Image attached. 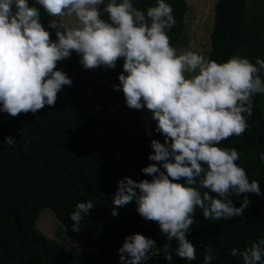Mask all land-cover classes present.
Segmentation results:
<instances>
[{
    "label": "clouds",
    "instance_id": "obj_1",
    "mask_svg": "<svg viewBox=\"0 0 264 264\" xmlns=\"http://www.w3.org/2000/svg\"><path fill=\"white\" fill-rule=\"evenodd\" d=\"M104 4L34 0L30 6L29 0H0V112L35 115L46 105L54 106L58 93L73 84L57 69L58 62L70 59L73 52L86 70L115 69L123 60L113 90H122L129 109L146 108L164 141L150 142V163L141 169L150 180L118 181L111 215L118 217V209L134 201L137 213L146 222L158 223L167 242L158 249L154 239L130 234L118 249L120 264H146L160 253L169 262L173 253L194 261L197 249L187 235L197 209L206 220L243 217L251 200L244 195L236 207L231 197L262 195L260 182H250L238 165L240 153L218 145L248 128L253 97L264 95V59L257 57L253 64L234 54L221 63L189 49L178 52L167 34L177 21L165 0H157L146 14L133 0H109L101 11L98 6ZM35 5L50 17L48 28L55 30L56 40ZM4 142L16 143L11 136ZM260 159L264 162V153ZM95 206L92 200L76 204L70 213L72 232L81 231L84 216ZM231 255L242 258L243 264H264V238L243 251L231 249ZM214 258L215 249L205 246L204 264Z\"/></svg>",
    "mask_w": 264,
    "mask_h": 264
},
{
    "label": "trees",
    "instance_id": "obj_2",
    "mask_svg": "<svg viewBox=\"0 0 264 264\" xmlns=\"http://www.w3.org/2000/svg\"><path fill=\"white\" fill-rule=\"evenodd\" d=\"M108 2L98 6L101 11ZM165 2L177 21L167 30L171 46L177 48L189 4L187 0ZM133 3L146 14L157 0ZM29 4L33 6L34 0ZM102 18L107 19V14L102 13ZM49 19L41 7V22L56 40L55 30L48 28ZM210 38L208 59L222 63L238 54L254 64L257 57L264 59V13L249 15L248 0H218ZM79 59L73 52L70 59L58 62L57 69L66 72L73 84L58 93L54 106L46 105L35 115L12 117L0 112V264H120L118 249L130 234L154 239L159 249L167 242L157 233L158 223L146 222L137 213L134 201L119 208L118 217L111 215L118 181L125 177L150 180L141 169L150 163L151 140L163 142L164 137L155 132L156 122L146 108L129 109L122 90H113L119 84L123 60L115 69L86 70ZM247 123L242 135L218 146L240 153L238 165L246 170L250 182H260L262 195L231 197L236 207L244 195L251 200L243 217L206 220L197 209L187 235L197 249L194 261L173 253L169 262L160 253L146 264H204L208 245L215 249L211 264H243L242 258L231 255V249L243 251L264 238V162L260 159L264 153V95L253 97V114ZM8 136L14 145L4 142ZM88 200L96 206L84 216L81 231L72 232L70 213L78 202ZM47 207L83 250L71 251L40 229V213ZM172 247H176L175 240Z\"/></svg>",
    "mask_w": 264,
    "mask_h": 264
},
{
    "label": "rangeland",
    "instance_id": "obj_3",
    "mask_svg": "<svg viewBox=\"0 0 264 264\" xmlns=\"http://www.w3.org/2000/svg\"><path fill=\"white\" fill-rule=\"evenodd\" d=\"M187 1L189 8L185 19V31L176 49L178 52L189 49L208 59L211 49L210 37L215 24V4L218 0ZM263 7L264 0H248V14L251 16L264 13ZM65 19L70 23H75L74 18L66 17ZM38 226L46 235L61 243L67 249L71 251L83 250L79 246L78 240L66 232V228L50 207L45 208L40 213ZM157 233L159 237L166 239L160 230H157ZM156 246L159 249L157 244Z\"/></svg>",
    "mask_w": 264,
    "mask_h": 264
}]
</instances>
